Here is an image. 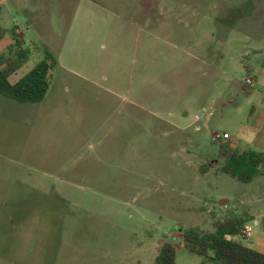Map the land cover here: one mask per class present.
<instances>
[{
  "label": "rangeland",
  "instance_id": "rangeland-1",
  "mask_svg": "<svg viewBox=\"0 0 264 264\" xmlns=\"http://www.w3.org/2000/svg\"><path fill=\"white\" fill-rule=\"evenodd\" d=\"M0 24V52L32 50L13 80L58 57L43 101L0 94V264H154L165 242L203 264L182 233L225 216L264 253V177L222 171L264 120V0H0Z\"/></svg>",
  "mask_w": 264,
  "mask_h": 264
},
{
  "label": "trees",
  "instance_id": "trees-1",
  "mask_svg": "<svg viewBox=\"0 0 264 264\" xmlns=\"http://www.w3.org/2000/svg\"><path fill=\"white\" fill-rule=\"evenodd\" d=\"M0 24V42L3 40ZM23 38H16L6 52H0V94L21 103L43 101L49 87L52 71L58 66V57L48 47L45 56L23 77L13 80V75L30 59V47L24 46ZM209 164L201 167L206 173ZM222 171L243 183H252L258 176L264 177V152L247 148L231 149ZM248 217L225 216L213 222V231L188 230L182 233L184 247L205 257L203 264H264V253L243 242ZM264 227V219H263ZM177 248L165 242L154 264H175Z\"/></svg>",
  "mask_w": 264,
  "mask_h": 264
},
{
  "label": "crops",
  "instance_id": "crops-1",
  "mask_svg": "<svg viewBox=\"0 0 264 264\" xmlns=\"http://www.w3.org/2000/svg\"><path fill=\"white\" fill-rule=\"evenodd\" d=\"M200 59L194 57V60L196 62H200V61L204 60L203 58H200ZM195 70H196V68H195ZM252 83H253V81H252ZM191 117H192V114H191L190 110H186V111H184V114L182 116L181 121L182 122H185L186 120L188 121ZM196 119H198L197 115H196ZM171 124L174 127H176V128H182L180 123H178V122L177 123L173 122ZM253 124L254 125H252V126H245L242 130L239 131L238 141H236V142H239V140H243L244 139L249 144V146H250L249 148L257 149V150H260V151L264 152V120L261 123L256 121ZM259 136H262V138H263L261 141L258 140ZM230 138L231 137H229L228 139H230ZM238 147H239V143H237L234 146H233V144H231V149L238 148ZM207 174H208V172H207ZM258 245L261 248L262 247L264 248V245H262L261 243H258Z\"/></svg>",
  "mask_w": 264,
  "mask_h": 264
},
{
  "label": "built area",
  "instance_id": "built-area-1",
  "mask_svg": "<svg viewBox=\"0 0 264 264\" xmlns=\"http://www.w3.org/2000/svg\"><path fill=\"white\" fill-rule=\"evenodd\" d=\"M246 82L249 83V84H251V83H252V79H251L250 77H248V78L246 79ZM223 137H224V139H228L230 136H229L228 134L225 133V134L223 135ZM214 139H215V140H219V139H220L219 134H218L217 136H215ZM244 234H245V235H249V234H250V231H249V230H244Z\"/></svg>",
  "mask_w": 264,
  "mask_h": 264
}]
</instances>
